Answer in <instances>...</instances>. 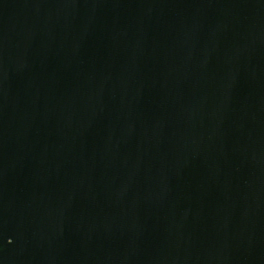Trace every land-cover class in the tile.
Masks as SVG:
<instances>
[{"label": "water", "instance_id": "95a60500", "mask_svg": "<svg viewBox=\"0 0 264 264\" xmlns=\"http://www.w3.org/2000/svg\"><path fill=\"white\" fill-rule=\"evenodd\" d=\"M0 264H264V0H0Z\"/></svg>", "mask_w": 264, "mask_h": 264}]
</instances>
